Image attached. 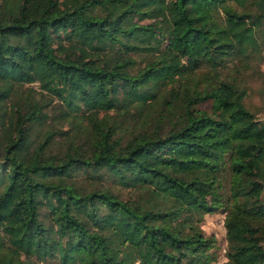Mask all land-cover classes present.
I'll use <instances>...</instances> for the list:
<instances>
[{
  "label": "trees",
  "instance_id": "trees-1",
  "mask_svg": "<svg viewBox=\"0 0 264 264\" xmlns=\"http://www.w3.org/2000/svg\"><path fill=\"white\" fill-rule=\"evenodd\" d=\"M263 37L264 0H1L0 264H210L218 211L224 264H264V122L224 74Z\"/></svg>",
  "mask_w": 264,
  "mask_h": 264
},
{
  "label": "rangeland",
  "instance_id": "rangeland-1",
  "mask_svg": "<svg viewBox=\"0 0 264 264\" xmlns=\"http://www.w3.org/2000/svg\"><path fill=\"white\" fill-rule=\"evenodd\" d=\"M227 5L238 12H244L247 10V7H242L241 5H238L233 1L227 2ZM147 22L155 23V21L153 20ZM259 33L258 35L261 36V34ZM233 59V62L227 64V68L225 69L224 74H226L228 78L236 81L240 87L246 90V95L244 97V104L246 108L250 110L258 119L264 122V37L263 40H261V46L255 52H250L247 54L236 52ZM137 65H143L142 61L139 60V58H137ZM203 71H205V69L201 68L198 72V75L203 73ZM24 88L26 89L27 87ZM34 88H37V85H35ZM194 107L196 109L207 110L209 108V105L207 102H201L196 103ZM110 114H113V112H110ZM57 117L58 116L56 111L51 112V117L48 121V124L42 129V131H44L45 129L57 131L65 130L68 132V134H73V130H78L81 135V133L86 129V122L81 118L76 119L78 126L71 128L72 126H70L67 122H65L64 120H60ZM116 117L118 118V116ZM140 129L141 125H137L136 123L128 120L126 122H123L115 137H119L121 143L126 144L128 140H130L135 134L140 131ZM56 140L58 143L52 147V152L64 151L66 148L65 136L58 134ZM87 141L88 140L85 141L84 145L86 149ZM101 182L103 185L112 187V189L115 192H118L123 198L129 197L132 194L128 190L115 186L116 184L112 183L111 180L103 179ZM224 216L225 214L221 211L212 214H205L201 223V227L204 230L205 234L208 236L212 235L216 239L215 248L212 250L215 254L216 259L210 264H224L227 261V258L225 256L227 243L225 239ZM37 264L56 263L55 260H48Z\"/></svg>",
  "mask_w": 264,
  "mask_h": 264
}]
</instances>
